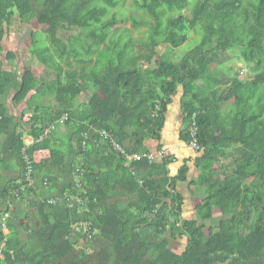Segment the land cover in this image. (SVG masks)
I'll use <instances>...</instances> for the list:
<instances>
[{
  "label": "trees",
  "instance_id": "obj_1",
  "mask_svg": "<svg viewBox=\"0 0 264 264\" xmlns=\"http://www.w3.org/2000/svg\"><path fill=\"white\" fill-rule=\"evenodd\" d=\"M137 4L151 21L136 22L149 35L132 54V43L111 35L121 0H0V140L8 159L0 171L19 174L0 179V264H264V0ZM35 21L50 46L33 34V56L53 79L30 64L22 74L7 67L20 58L8 48L11 35ZM199 27L203 38L179 61L161 54L165 45L184 47ZM78 31L79 46L69 45L63 35ZM232 48L251 79L220 75ZM179 96L181 142L190 144L196 125L200 150L174 173V156L148 155L164 151ZM22 104L33 111L28 122L10 112ZM103 130L140 159L126 166ZM41 151L50 156L35 160ZM25 155L35 186L22 192ZM181 183L206 192L195 217L185 215ZM183 238L177 253L172 241Z\"/></svg>",
  "mask_w": 264,
  "mask_h": 264
},
{
  "label": "rangeland",
  "instance_id": "obj_2",
  "mask_svg": "<svg viewBox=\"0 0 264 264\" xmlns=\"http://www.w3.org/2000/svg\"><path fill=\"white\" fill-rule=\"evenodd\" d=\"M112 15L118 16V26L116 29L111 33V35L116 39L124 43H132L134 45V49L131 51L133 53L139 52L143 48V43L147 41L148 35H149V28L148 26H137V23H145L151 21L148 14L145 13L143 10H141L138 7L137 0H121V5L118 9L114 10ZM43 27L39 24L38 21H36L32 26H29L28 28V34L25 35H11L8 43L9 47L13 51H16L19 53V60L15 64H7L8 68L14 69L17 73H24L26 72L27 65H31L35 68V72L40 77H46L49 79L55 78L54 75H48L46 73V68L38 64L37 61L34 59L33 54L35 53L34 45L31 39V31L33 30H41ZM79 35L78 32H70L64 34V38L66 39L67 43L69 45L79 46L74 40V37ZM204 35V29L202 27H199L196 31L192 33V39L182 48L175 49L170 46H163L160 49L161 54L166 55L167 57L173 59L174 61H179L181 58H183L186 54H188L190 51H192L198 43L201 41ZM41 47H49L50 44L48 41L43 40L41 42ZM63 63V61H61ZM65 63V62H64ZM66 64V63H65ZM218 70L220 71V75L224 77L225 79H232L236 71L239 72L241 77L243 79H251L253 77L252 70L250 65H248L244 59L241 56V52L237 48H232L229 52V60L225 63L224 66L219 67ZM233 102L234 100H230L225 106L224 109H232L233 108ZM28 108H26L27 110ZM30 111V110H28ZM170 111L172 115H175V117H178L182 119L183 114L180 106V96L177 97L175 103L170 107ZM29 113V112H28ZM170 117L171 118V115ZM26 128L29 130V127L26 126ZM170 141L165 140V144L169 143ZM173 143V142H171ZM188 154L187 152H185ZM197 154V152H194ZM48 154H38L37 159L38 161H42L43 159L47 158ZM182 162L179 163L181 165ZM178 165L174 166L176 170ZM196 175V171L194 170L192 174L190 175V180L194 178ZM179 190H182L185 193L187 203L185 207V215H190L191 217L196 216V206L201 203L204 193H206L204 190L202 191H196V193H191L189 187L187 184H179ZM195 190V189H194ZM28 209L26 206L23 207V210L25 211ZM207 226H211V221L207 222ZM187 240L185 238L172 241V248L177 253H182L185 249ZM84 246L83 242L78 243V249H82Z\"/></svg>",
  "mask_w": 264,
  "mask_h": 264
},
{
  "label": "crops",
  "instance_id": "obj_3",
  "mask_svg": "<svg viewBox=\"0 0 264 264\" xmlns=\"http://www.w3.org/2000/svg\"><path fill=\"white\" fill-rule=\"evenodd\" d=\"M25 34H28V30L27 29H26V31L24 33H18V34L15 33L13 35H25ZM33 34H36L38 36V38L40 40V44H41V42L43 40L47 41V39H48L46 31H45V28H43L41 30H33V31H31L32 42H33ZM7 45H8V48L11 51H13L11 49V47H9V43L8 42H7ZM34 70H35V68H34ZM26 108L27 107L25 106V104H22L20 107H18L15 110L11 108L10 112L15 114V115H17V116H19L21 114H24L25 115L24 121L28 122L30 116L33 114V111L30 110V109L26 110ZM28 110H30V111H28ZM170 114H171V111H169L166 128L164 130L163 144H164V147H165L164 150L172 151V155L177 159V161H176V165H178L177 168H179V166H181V165H179L180 162L183 163L184 159L189 158L191 156H195V153L188 145H185L183 142H181V139H180L181 138V134L185 130V123H184L183 117H182V119H180L178 117H175V115L171 114L172 116H171V118H169ZM165 140H168L170 142L165 144ZM25 141H26L27 144H30L32 142V138L29 137L26 134ZM171 142H173V143H171ZM6 146L7 145L5 144V138H3L2 140H0V153H2V155L0 156V160H2L4 162H8L7 157L4 155V151L7 148ZM185 152H187L188 154H186ZM43 153L44 154H48L50 156V152L49 151H44ZM176 165H174V166H176ZM174 166H173V172L176 173L177 170H176V168ZM11 167L16 168V165L13 164ZM3 171L4 170L0 171V179H2V181H4V183H8L9 181H13L14 179L15 180L19 179V174H18L17 171H13L12 173H10L11 171L10 172L9 171H7V172L4 171L3 172Z\"/></svg>",
  "mask_w": 264,
  "mask_h": 264
},
{
  "label": "built area",
  "instance_id": "obj_4",
  "mask_svg": "<svg viewBox=\"0 0 264 264\" xmlns=\"http://www.w3.org/2000/svg\"><path fill=\"white\" fill-rule=\"evenodd\" d=\"M68 120H69V115H68V114L64 115L63 118L61 119V124L66 123ZM100 135H101L105 140H107V141L110 140V141L112 142L111 144L114 145V148H115L118 152H120L121 154H124V155H125L123 148H122L119 144H117V143L114 142V140H113V138H112V135H111L109 132L103 130V131H100ZM191 136H192V141L190 142V144H189L188 146H189L194 152H198V151L200 150V145H199L198 140H197V136H198V128H197L196 125H193V126H192V129H191ZM87 139H88V137H87V135H86V136H85V142H84V145L86 144ZM28 149H29V148H27V150H28ZM27 150H26V151H27ZM26 151H25V152H26ZM42 153H43L42 151L36 153V154L34 155V159H35V160H38V159H37V155H38V154L41 155ZM164 156H173V155H172V151H170V150H164L163 152H159L158 154H153V153H151L150 155H148V158L151 159V160H154L155 158L160 159V158H163ZM125 159H126V160H125V164H126V166H129V165H130V162H131L132 160H134V161H135V160H138V159H140V156H138V155H133V156H127V155H125ZM25 160H26V162L28 163V172H27V174H26L25 184L22 185V188H21V191H22V192H27V190H28L29 188H32V187L35 186V181H34V179H33V171H34V168H33V165H32V159H31L30 157H28L27 155H25ZM78 172H79V171H78ZM12 196H17V192H16V193H13ZM19 200H20V198H19ZM53 202H54V201H53ZM14 210H15V209H14V206L10 205V210H9V212H8L7 214H5L4 218L2 219L3 230H4V232H5L6 234H9V231H8V229H7V223H8V221L11 219V216H12Z\"/></svg>",
  "mask_w": 264,
  "mask_h": 264
}]
</instances>
